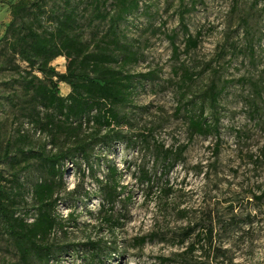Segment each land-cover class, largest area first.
Listing matches in <instances>:
<instances>
[{
    "label": "rangeland",
    "instance_id": "obj_1",
    "mask_svg": "<svg viewBox=\"0 0 264 264\" xmlns=\"http://www.w3.org/2000/svg\"><path fill=\"white\" fill-rule=\"evenodd\" d=\"M192 1L184 0V4ZM258 1L255 7L257 0H195L196 9L186 15L185 23L192 36L201 33L200 42L197 49L184 54L180 0H140V10L122 24V29L143 55L140 63L128 71L154 73L156 77L138 89L134 107L129 109L135 118L132 133L152 132L150 146L129 149L118 145L110 153L109 160L122 174L123 188L113 212L122 226L115 232L107 228L101 231L102 200L93 180H83L68 165L64 187L56 194L60 201L55 215L66 226L54 237L58 244L104 239L108 248L96 264H161L160 258H171L184 250L185 245L181 247L178 241L185 229L213 221L216 230H220L214 245L230 252L228 258L212 264H264V199L257 200L264 192V91L261 97H255L246 83H264V1ZM243 18L250 24L248 32L241 22ZM10 21V10L0 7V40ZM174 34L182 54L179 61L173 58L169 40ZM250 45L254 46V60L245 52V46ZM183 64L194 74L186 86L180 81L181 72L175 73ZM52 66L65 73L66 60L59 58ZM18 78L16 71L0 69V143L15 140L21 131L28 135L30 147L38 150L47 145V150H51L47 137L28 123L23 125L17 109L7 100L15 91L21 95L18 84L13 88L6 85ZM213 82L226 86L217 107L219 135L190 139L185 110L179 112L187 99L182 100L181 96H199ZM60 91L66 96L70 89L60 84ZM253 104L258 106L256 112ZM211 112L207 108L206 114ZM156 145L174 150L187 146L182 159L165 176L161 175L163 168L157 161ZM143 169L149 172L152 189L140 182ZM105 173L102 169L97 177L102 178ZM21 175L26 190L41 177L37 170ZM167 188H172L169 195L162 191ZM73 190L77 196L68 195ZM26 198L27 204L20 213L29 214L32 222L35 207L32 197ZM182 212H186V217ZM144 237L148 238L146 243L138 244L136 240ZM17 260L13 243L1 235L0 264ZM60 264L84 262L71 253L63 255Z\"/></svg>",
    "mask_w": 264,
    "mask_h": 264
},
{
    "label": "trees",
    "instance_id": "obj_2",
    "mask_svg": "<svg viewBox=\"0 0 264 264\" xmlns=\"http://www.w3.org/2000/svg\"><path fill=\"white\" fill-rule=\"evenodd\" d=\"M257 3L258 0L255 7ZM0 7H7L11 15L0 40V69L16 71L18 80L6 85L13 88L18 84L21 91V95L15 91L7 100L17 109L22 124L28 123L45 135L51 146V150H47V145L35 150L30 147L28 135L21 131L15 140L0 143V237L5 235L11 240L18 258L15 263L5 264H60L63 255L71 253L84 264H96L108 248L104 239H88L84 244H58L54 238L59 230L63 232L66 228L55 215L60 201L56 194L64 187V176L68 165H72L83 180L90 177L98 188L102 200L101 231L107 228L115 232L121 228L120 218L113 212L123 195L122 174L109 160L110 153L118 145L129 149L150 146L149 138H152V132L148 135L132 133L135 118L129 112L134 107L138 89L146 80L156 78L154 73L128 71L140 63L143 55L124 33L122 24L140 10V0H0ZM195 9V0L190 5L180 0L184 54L197 49L200 42L201 33L192 36L185 23L186 15ZM241 22L248 32V20L243 18ZM176 38L174 34L169 40L173 58L179 61L182 54ZM252 40L251 35L249 41ZM245 52L254 60V46H245ZM59 58L66 60L65 73L52 66ZM180 67L175 73L181 72L180 81L186 86L194 74L184 64ZM246 83L255 97L262 96L264 83ZM60 84L69 87L66 96H62ZM225 87L213 82L199 96L182 94V100L187 101L179 112L185 110L190 139L219 135L217 107ZM207 108L212 111L210 115L206 114ZM257 109V104H253V111ZM186 148V145L178 150L155 146L157 161L163 168L162 176L182 159ZM102 169L106 173L99 178L97 175ZM32 170L40 172L41 177L26 190L21 174ZM140 182L153 188L149 186L151 177L145 169L141 171ZM162 191L169 195L172 188ZM77 194L76 190L68 193ZM26 195L32 197L35 207L32 222H29V214L20 213L21 207L27 204ZM262 199L264 192L257 197L259 201ZM182 213L186 217V212ZM225 227L222 226L223 232ZM219 231L213 221L206 226L195 224L185 229L178 241L181 247L185 245L184 250L171 258H160L161 264H212L228 258L229 250L214 245ZM147 239L136 241L144 245Z\"/></svg>",
    "mask_w": 264,
    "mask_h": 264
}]
</instances>
